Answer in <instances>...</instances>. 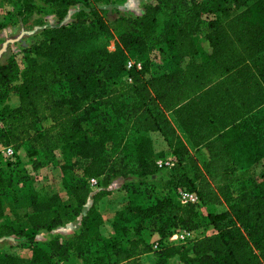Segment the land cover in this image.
Instances as JSON below:
<instances>
[{
    "label": "trees",
    "instance_id": "16d2710c",
    "mask_svg": "<svg viewBox=\"0 0 264 264\" xmlns=\"http://www.w3.org/2000/svg\"><path fill=\"white\" fill-rule=\"evenodd\" d=\"M10 1L20 2L22 15L36 7L33 0ZM47 1L60 19L75 3L89 2ZM115 25L128 51L165 44L170 54L161 61L134 58L142 68H128L122 50L94 42L104 29L101 19L80 15L72 24L44 29L21 60L0 66V98L10 91L19 97L16 107L0 109V145L17 151L8 167L24 164V152L40 169L61 149L69 167L82 170L66 182L74 204L35 206L26 228L2 223L0 237L36 242L42 232L80 217L68 240L52 237L45 248L34 247L35 264H64L72 256L83 264H145L152 253L155 264L173 257L185 264H264V172L254 189L234 190L264 158V0H155L143 14L120 16ZM149 131L179 143V159L156 197L149 203L132 198L106 236L97 204L111 183L127 180L124 189L135 196L162 174ZM191 151L203 154L204 163ZM91 177L99 179L98 189ZM13 184L0 168V209ZM180 189L196 192L200 202L183 204ZM221 203L226 210L201 213ZM206 226L214 232L199 234ZM179 227L196 236L183 244L169 241ZM149 231L159 234L157 249ZM8 261L0 257V264Z\"/></svg>",
    "mask_w": 264,
    "mask_h": 264
},
{
    "label": "rangeland",
    "instance_id": "374dc122",
    "mask_svg": "<svg viewBox=\"0 0 264 264\" xmlns=\"http://www.w3.org/2000/svg\"><path fill=\"white\" fill-rule=\"evenodd\" d=\"M155 0H125L120 3L101 4L93 0L78 2L69 7V10L63 19H60L55 13L53 7L47 0H33L32 5L35 8L30 9L26 14H18L21 4L18 2L15 5L10 0H0V66L8 63L15 57L17 61L21 60L25 54V49L32 42L38 40L39 34L46 28L58 27L61 25L72 24L78 16L93 19L97 17L104 24L103 32L97 30V36L94 42L99 46H106L111 51L124 52L128 60L134 58H148L152 61H161L167 57L169 49L165 44H158L151 48H145L139 51H128L120 41L119 34L115 28L116 19L120 16L135 17L145 12V6ZM92 21H89L91 23ZM19 104V97L16 93L10 91L5 93L0 98V109L4 106L11 108ZM171 117V114H170ZM114 124L112 117L109 126ZM182 141L186 144V135L177 127ZM151 140L152 147L158 154L159 159L174 158L178 161V144L172 146L160 131H149L146 133ZM0 145V168L3 169L6 175L13 178L14 184L12 187L4 190L3 201L0 209V225L2 223H10L15 229L26 228L29 225L28 215L35 206L38 208L45 207L46 204H74L73 196L66 182L76 176L82 175V170L78 167H69L65 162L62 150H56V157L53 162L48 163L40 169H34L28 156L24 152H19L22 156L24 164L18 165L15 168H10L7 165L6 159L2 153ZM191 153L204 163L205 156L200 152L191 151ZM156 160V162H157ZM175 162V163H176ZM160 168V167H159ZM172 168V167H171ZM171 168L163 169L162 174L158 177H152L142 186L143 191L137 195H130L124 189L126 184L125 179H115L109 186L111 191L109 194L101 197L98 202V208L103 218V223L100 225V231L104 235H113V221L118 211L124 210L132 198H136L139 202L149 203L156 195V188L163 185L170 173ZM264 172V158L253 166L251 174L247 179H237L234 183L235 192H240L241 187L246 186L248 189H254L256 184L261 180ZM93 204L89 200L87 208ZM227 209L225 203L214 206H209L201 209L204 216L210 213H218ZM81 225L80 220L73 219L67 221L64 225L58 227L52 232H42L37 237L36 242H30L19 235H10L0 237V257L9 259L8 264H35L33 259L36 255L34 247L45 248L48 241L52 237H57L61 241L68 240ZM214 232L212 226H206L198 231L199 234H211ZM151 241L158 239V232H147ZM36 262V261H35ZM41 264H45V260H41ZM145 264H155V255L149 254L144 257ZM168 264H185L178 257H173L168 261Z\"/></svg>",
    "mask_w": 264,
    "mask_h": 264
},
{
    "label": "built area",
    "instance_id": "2783aa9c",
    "mask_svg": "<svg viewBox=\"0 0 264 264\" xmlns=\"http://www.w3.org/2000/svg\"><path fill=\"white\" fill-rule=\"evenodd\" d=\"M133 66H137L138 68H142L141 62H136L134 60L128 61V68H131ZM3 126V122L0 119V128ZM1 150L4 155V157L10 161L16 160L17 157V151L14 148L13 145H1ZM176 159L169 158V159H159L157 160V165L160 168H171L175 165ZM89 184L93 189L99 188V179L96 177H91L89 179ZM179 199L183 204L192 203L197 204L200 202L199 195L194 192L187 189H180L179 191ZM196 236V233L192 230L186 229V228H176L172 234L169 237V241L173 243H179L183 244L189 241L190 239H193ZM158 239L154 240V248H158Z\"/></svg>",
    "mask_w": 264,
    "mask_h": 264
},
{
    "label": "crops",
    "instance_id": "0c3cea01",
    "mask_svg": "<svg viewBox=\"0 0 264 264\" xmlns=\"http://www.w3.org/2000/svg\"><path fill=\"white\" fill-rule=\"evenodd\" d=\"M90 200H92V199H90ZM78 219L80 220V217ZM64 264H83V263L79 258L72 256V258L69 261L65 262Z\"/></svg>",
    "mask_w": 264,
    "mask_h": 264
}]
</instances>
